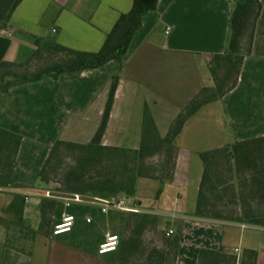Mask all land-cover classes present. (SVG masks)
I'll use <instances>...</instances> for the list:
<instances>
[{
    "label": "crops",
    "instance_id": "obj_1",
    "mask_svg": "<svg viewBox=\"0 0 264 264\" xmlns=\"http://www.w3.org/2000/svg\"><path fill=\"white\" fill-rule=\"evenodd\" d=\"M252 50L244 58L237 85L222 98L203 105L187 119L175 139V178L160 186L139 179L131 196L143 212L180 222L176 264H198L203 248L235 252L237 264H250L248 250L264 264V225L204 218L196 214L205 165L200 153L264 137V0ZM134 0H22L0 35L2 61L25 62L37 38L97 52L121 14ZM237 0H159L143 16L128 51L101 67L15 82L0 92V128L22 141L8 186H0V219L14 221L9 207L25 199L23 219L8 229L0 221V264H117V252L99 254L108 233L119 232L125 212H103L92 195L66 206L65 193L39 174L54 143H89L98 131L114 76L118 85L103 144L137 149L141 145L145 107L166 136L181 110L204 88L214 85L213 57L228 52L231 14ZM50 191L52 195H46ZM122 195V194H120ZM89 196V197H88ZM59 201L57 216L45 232L38 205ZM76 216L71 232L54 235L63 214ZM87 218H91L88 222ZM12 236V244L7 243ZM239 249V251H237Z\"/></svg>",
    "mask_w": 264,
    "mask_h": 264
},
{
    "label": "trees",
    "instance_id": "obj_2",
    "mask_svg": "<svg viewBox=\"0 0 264 264\" xmlns=\"http://www.w3.org/2000/svg\"><path fill=\"white\" fill-rule=\"evenodd\" d=\"M22 0H0V30L9 27L12 14ZM159 0H134L129 12L121 14L113 30L97 52L80 51L37 38L32 56L25 62L2 61L0 92H8L15 82L44 76H59L101 67L119 60L128 51L145 14L157 8ZM261 0H237L231 14L229 50L213 57L214 85L204 87L177 115L166 136H161L148 106L144 110L142 140L137 149L103 144L118 85L114 76L101 125L89 143L57 140L44 163L40 178L54 183L63 193L100 197L133 196L139 179L160 186L175 178L178 147L175 139L185 122L203 105L222 98L239 81L244 58L252 50ZM20 135L0 128V186H8L21 145ZM158 157L157 161L152 158ZM205 165L196 214L204 218L264 225V137L238 142L200 153ZM151 159V160H150ZM59 201L44 198L38 205L40 226L45 232L57 216ZM14 221L0 219L8 229L23 219L25 196L17 195L9 207ZM124 231L117 252V264H176L181 243L180 222L148 212H125ZM170 230L172 233L168 234ZM12 236L7 243L12 244ZM250 264H257V252L248 250ZM235 252L203 248L198 264H237Z\"/></svg>",
    "mask_w": 264,
    "mask_h": 264
},
{
    "label": "built area",
    "instance_id": "obj_3",
    "mask_svg": "<svg viewBox=\"0 0 264 264\" xmlns=\"http://www.w3.org/2000/svg\"><path fill=\"white\" fill-rule=\"evenodd\" d=\"M6 33V30H0V35ZM46 195H52L50 191L46 192ZM89 197V196H88ZM94 201L100 202L103 212H108L110 207H114L123 212H143L141 205L132 199L130 196L126 195H112L109 197L100 196H90ZM26 201L29 200V195L25 196ZM64 199L66 200V206H69L72 202H82L87 199V195L78 193H65ZM76 221V216L72 213L63 214L60 221L56 222L52 233L54 235H59L67 232H71L74 228ZM90 222L91 218H87ZM170 230L168 234L172 233ZM121 243V237L117 233H108L103 241L100 242L98 247L99 254H107L110 252H115L119 249ZM239 251V249H237Z\"/></svg>",
    "mask_w": 264,
    "mask_h": 264
},
{
    "label": "rangeland",
    "instance_id": "obj_4",
    "mask_svg": "<svg viewBox=\"0 0 264 264\" xmlns=\"http://www.w3.org/2000/svg\"><path fill=\"white\" fill-rule=\"evenodd\" d=\"M152 159H153L154 161H157V160H158V157H157V156H154ZM150 160H151V159H150ZM125 216H126V213H125L124 218H123V224H122L123 226L120 228L119 232H114V233L119 234L121 238H122L123 231H124Z\"/></svg>",
    "mask_w": 264,
    "mask_h": 264
}]
</instances>
